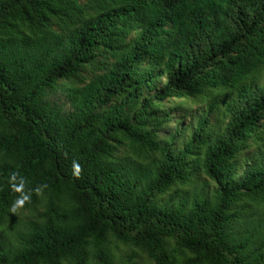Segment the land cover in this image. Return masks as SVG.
Segmentation results:
<instances>
[{"label": "trees", "instance_id": "1", "mask_svg": "<svg viewBox=\"0 0 264 264\" xmlns=\"http://www.w3.org/2000/svg\"><path fill=\"white\" fill-rule=\"evenodd\" d=\"M263 73L264 0H0V264H264Z\"/></svg>", "mask_w": 264, "mask_h": 264}, {"label": "rangeland", "instance_id": "2", "mask_svg": "<svg viewBox=\"0 0 264 264\" xmlns=\"http://www.w3.org/2000/svg\"><path fill=\"white\" fill-rule=\"evenodd\" d=\"M87 71L82 72V76H86L87 75ZM90 75V74H89ZM263 80H264V73H263ZM51 97L55 100H58L59 102H62L64 99V95L61 94L59 91H56L55 93L51 94ZM177 101L175 100H170V101H166L165 102V107H175L176 106ZM191 107L193 108H197L200 107L199 103H190ZM174 109L173 114H172V118H170V121L167 123V128L173 130L174 127L177 125V121H182L183 124H188L189 121H195L196 119H192L189 116H186L185 111L181 110L180 108H172ZM221 113H218L217 117L214 113L210 114V123L215 122V120L217 118H220ZM255 148V146L252 144L250 147L245 148L243 150L240 151V156H243L244 154L251 152L253 149Z\"/></svg>", "mask_w": 264, "mask_h": 264}]
</instances>
